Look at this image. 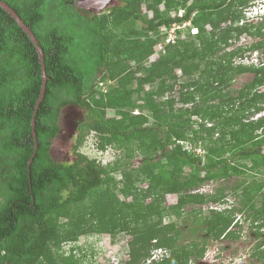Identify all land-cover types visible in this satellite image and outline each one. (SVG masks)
Segmentation results:
<instances>
[{"label": "trees", "instance_id": "16d2710c", "mask_svg": "<svg viewBox=\"0 0 264 264\" xmlns=\"http://www.w3.org/2000/svg\"><path fill=\"white\" fill-rule=\"evenodd\" d=\"M4 1L42 47L47 81L35 115L34 140L31 120L43 79L40 58L22 27L0 7V264H81L74 250H62L65 242L91 232L122 231L133 236L128 264H147L155 247L165 248L168 255L149 264H191L203 257L209 236L239 237V230L231 229L241 224L235 212L251 221L256 240L251 255L264 261V115L247 118L264 110V90L259 88H264V64L233 65L236 51L226 50L229 39L242 33L259 35L248 48L262 50L263 23L258 28L248 22L221 26L239 21L240 7L250 0H118L98 13L78 7L75 0ZM144 4L150 17L142 11ZM186 22L196 28L198 44L179 38V30L166 43L161 28L168 31L174 23ZM161 43L162 49L154 48ZM152 52L158 56L148 61ZM245 71L252 78L234 88V76ZM104 79L113 81L108 89L110 82L98 85ZM173 91L190 106L175 110L169 98L168 108H160L157 98L171 97ZM70 104L85 109V116L74 132L75 158L58 161L51 146L61 130L62 109ZM228 106L237 107L236 112L226 114ZM136 107L140 111L132 113ZM107 108L116 109L118 117L106 116ZM184 113L201 117L189 119L200 127L192 136L190 125L178 121ZM85 132L97 135L101 149L124 147L131 158L136 144L140 147L143 157L136 173L122 170L127 182L121 193L132 195L131 202L108 192L88 202L96 188L115 183L105 166L79 151ZM182 139L193 146L200 142L204 154L186 148L187 141L177 142ZM258 175L263 178L256 180ZM232 176L237 183L228 186ZM220 179L223 183L212 193L196 191ZM138 180L146 181V188L139 189ZM225 187L234 191L238 205L208 207L201 217L197 206L223 201ZM168 193H176L177 200L166 206ZM164 216H169L166 223ZM187 218L192 233L203 230L201 241L182 240L185 230L178 221L186 224Z\"/></svg>", "mask_w": 264, "mask_h": 264}, {"label": "rangeland", "instance_id": "374dc122", "mask_svg": "<svg viewBox=\"0 0 264 264\" xmlns=\"http://www.w3.org/2000/svg\"><path fill=\"white\" fill-rule=\"evenodd\" d=\"M254 0H250L252 2ZM118 0H110L107 3V9L109 6L113 5L114 3H117ZM249 2V4H250ZM248 4V5H249ZM160 11L163 12L165 7L163 4L159 5ZM104 9V10H105ZM182 8L180 12L177 14H182ZM142 11L145 15L151 16V10L144 4L142 6ZM239 12V10H237ZM170 14L176 15V11L172 10L170 11ZM236 20H228L223 23H221V26L226 24H234L240 25L242 22H248L251 25H255L258 28V25L261 26V22L263 23V31H264V17L262 19L255 18V19H247L246 16H243V12L241 14V18L239 21ZM235 21V22H234ZM141 25L139 22L137 23ZM245 24V23H244ZM138 25V26H139ZM137 26V27H138ZM178 26V27H175ZM175 26H172L168 31H165L166 28L162 27L163 34H165V40L174 41L177 36L175 35L174 30H179L180 36L179 38L184 40H192L195 44H198V39L196 35H192L189 32V29H191V24H176ZM193 28V27H192ZM207 28H209V25H207ZM255 29V28H253ZM259 36V35H258ZM258 36H252L248 33H242L237 39H229V45L226 47V50L229 51H236V54L232 56V64L233 65H242L244 67H249L250 65H258L260 61L264 62V47L262 50L259 49H253L250 50L248 47L258 41L260 37ZM166 42V41H165ZM163 44L161 43L154 47L155 49H158L160 46L163 47ZM160 47V48H161ZM162 49V48H161ZM158 55L156 52H152V54L147 58L148 61L153 60ZM178 74L182 73V70L176 71ZM141 75V74H140ZM252 78V74L250 72H241L239 74H236L233 79L232 86L236 89H239L241 85L244 82L249 81ZM105 84L106 82H110L107 84L106 88L108 89V85L111 84L113 81H108L106 79L103 80ZM152 83V80L147 81L145 87H149ZM132 85H136V80H132ZM261 88V87H260ZM264 90V88L262 87ZM170 93L166 94L165 96L158 97L157 103L160 108H168V99L171 98L173 100L172 106L175 110H177L180 107L186 108L190 106V104L183 102L180 100L179 94L177 91L172 92V96L170 97ZM135 98V95L132 96ZM127 100H130L127 98ZM175 100V101H174ZM212 102V101H210ZM210 102H207L203 108H205ZM212 104H215V101L212 102ZM228 110L225 111L226 114H230L234 111L236 112L235 107L228 106ZM128 109L127 107L123 108ZM231 109V110H230ZM144 110V109H142ZM244 110V109H243ZM242 110V111H243ZM132 113L134 111H140V108H132ZM147 111V109H145ZM242 111L239 112L240 116ZM108 117L116 116L118 117V112H116V109L107 108L106 109ZM232 115V114H231ZM245 115H248L247 113ZM264 115V110H261L258 113H255L253 116L250 114L247 116L248 119L256 118L257 116ZM85 116V109H82L81 107L75 106L73 104L67 105L63 107L60 117V124H61V130L57 137L53 140L52 146H51V154L54 159L58 161H70L73 158H75V154L73 151V146L75 143V135L74 132L77 130L78 123L83 119ZM190 120H199L201 119L200 115H191L189 113H184L182 115V118H178L179 122H185V124L190 125V128L187 133L192 136L196 131L200 129L197 122H190ZM150 121L153 120L152 117L149 118ZM167 120L163 122L164 129L166 130L168 127L165 126ZM202 122H205V124L210 123L209 125L212 126V121H205L202 120ZM206 125V126H207ZM261 129H259L260 132ZM195 131V132H194ZM214 137H217V133L214 134ZM188 142L187 139L178 140V143L184 144L185 142ZM200 141V140H196ZM99 138L97 135L93 132H85L84 138L82 141V144L79 148L80 152H83L84 154L88 155L90 158L95 159L98 161L102 166H105L109 174L114 179V185H110L109 183L103 184L96 188V190L93 191V195L89 197L87 200L92 201L96 198V196L100 193H113L112 196H116V198L119 201L124 202H131L134 197L132 195H128L125 193H121V186L127 182L126 177L123 176L122 170L127 167L129 170H133L134 173H136V169L138 168L140 164V160L143 157V154L140 151V147L135 146L134 149V155L131 157L127 156L126 148L124 147H116L114 145H106L104 149H101L98 145ZM200 145V142H199ZM202 149V148H201ZM201 149H198L199 152H202ZM204 151V150H203ZM116 167V168H115ZM256 180H261L262 175H258L254 177ZM138 180L137 183H135L139 189L146 188L147 182ZM223 183V180H216V181H208L201 185L196 191L202 192V193H212L216 187ZM228 186L235 185L237 183V177L232 176L230 179L226 182ZM240 191V190H239ZM238 191V192H239ZM224 192H226L225 199L218 203H203L201 206L202 213L201 217L208 213V207H217L218 209L222 208H233V206L238 205V198L235 195L234 191H230L228 187L224 188ZM264 193V189L262 191ZM108 196V195H107ZM259 198V197H258ZM86 200V201H87ZM148 198L146 201H149ZM177 200V194L176 193H168L164 196V202L163 204L168 206L171 204H174ZM193 205H187L186 209H189ZM195 206V205H194ZM245 213H239L235 212V219L238 218V222L241 224L239 226H232L231 229L239 230V237L238 238H212L209 236L207 238L206 244H205V253L201 259H192L191 264H264V261L258 260L257 258L253 257L251 255L254 242L256 241L254 239L253 235V229L251 228V221L247 218H245ZM169 216H164L163 223H166L169 221ZM174 219V218H173ZM201 221V219L199 220ZM181 221H178V227L184 228V234L182 236V240L184 242H187L189 240L196 239L201 241V235L203 233V230H196L194 233H192L186 225L191 223L190 219H186L185 222L180 223ZM133 236L131 234H128L126 232H118L115 235H110L108 233L103 232H91L84 235H81L77 241L74 242H65L62 245V250L69 254L70 250L72 249L74 256L81 262V264H128V252H129V244L132 241ZM154 256L156 258L159 257V251L153 250ZM151 257V258H152Z\"/></svg>", "mask_w": 264, "mask_h": 264}, {"label": "water", "instance_id": "95a60500", "mask_svg": "<svg viewBox=\"0 0 264 264\" xmlns=\"http://www.w3.org/2000/svg\"><path fill=\"white\" fill-rule=\"evenodd\" d=\"M98 1V0H97ZM97 1H93V6L95 8V10H102L104 7L107 6V3L109 0H99V2ZM85 2H92V0H85ZM83 5V4H82ZM0 7H2L5 11H7L18 23V25L20 27H22V29L24 30V32L28 35V37L32 40L33 44L35 45L39 58H40V62H41V70H42V84H41V89H40V94L38 97V100L34 106V111H33V116H32V120H31V127H32V134H33V138L34 140H36V132L34 129V124H35V115L37 112V108L39 106L40 101L43 98L44 92H45V86H46V81H47V76H46V71H45V65H44V52L42 47L39 45L38 40L36 39L34 33L32 32V30L30 29V27L22 20V18L16 13V11L4 0H0ZM37 150V142L35 141V148L34 151L30 157V159L28 160V166L31 164L32 159L35 155V152Z\"/></svg>", "mask_w": 264, "mask_h": 264}, {"label": "clouds", "instance_id": "9594fccd", "mask_svg": "<svg viewBox=\"0 0 264 264\" xmlns=\"http://www.w3.org/2000/svg\"><path fill=\"white\" fill-rule=\"evenodd\" d=\"M110 1V0H109ZM108 1V2H109ZM249 4V3H248ZM246 5L245 7H240L242 12H243V16H246V18L249 20V19H255V18H260L262 19L264 17V0H254L252 2H250L249 5ZM107 7V6H106ZM106 7H104L102 10H104ZM92 10H90L91 13H98V12H101L102 10H95L93 8H91ZM180 12V11H179ZM182 14H183V10H182ZM180 14V15H182ZM179 15V14H178ZM244 23H247V22H242L240 25H243ZM184 24H189V22H186ZM195 30V31H193ZM191 33L193 34H196L197 33V30L195 27L191 28ZM166 43L169 41V40H165ZM159 45V44H158ZM161 47V46H160ZM159 47V48H160ZM261 64H264L263 61H260L258 65H261ZM258 65H255V66H258ZM98 85H102L104 86L105 85V82L103 80H100L98 81ZM105 87V86H104ZM260 88V87H259ZM262 89V87L260 88ZM133 113H138V111H134ZM258 117V116H257ZM256 117V118H257ZM210 123H208L209 125ZM186 148H188L189 150H192L194 153L196 154H204V149L201 145L199 146H193L191 143H187L185 145ZM203 150H202V149ZM198 149H201L202 152H199ZM83 153V152H82ZM215 208V207H214ZM153 250H158L159 251V257L156 258V256H154V253H153V257H152V253H151V256L146 260V263L149 264L152 260H160L162 259L164 256L168 255L167 252H166V249L163 248V247H155L152 249L151 252H153ZM152 257V258H151Z\"/></svg>", "mask_w": 264, "mask_h": 264}, {"label": "flooded vegetation", "instance_id": "af4514ba", "mask_svg": "<svg viewBox=\"0 0 264 264\" xmlns=\"http://www.w3.org/2000/svg\"><path fill=\"white\" fill-rule=\"evenodd\" d=\"M93 2H85V0H75V5H77L78 7L84 8L86 11L90 12V10H92L91 8L95 9L93 4ZM83 4V5H82Z\"/></svg>", "mask_w": 264, "mask_h": 264}, {"label": "built area", "instance_id": "2783aa9c", "mask_svg": "<svg viewBox=\"0 0 264 264\" xmlns=\"http://www.w3.org/2000/svg\"><path fill=\"white\" fill-rule=\"evenodd\" d=\"M180 15V14H179ZM173 26H175V23L173 24ZM175 27H178V26H175ZM193 31H195V30H193ZM168 40V39H167Z\"/></svg>", "mask_w": 264, "mask_h": 264}, {"label": "bare ground", "instance_id": "6f19581e", "mask_svg": "<svg viewBox=\"0 0 264 264\" xmlns=\"http://www.w3.org/2000/svg\"><path fill=\"white\" fill-rule=\"evenodd\" d=\"M94 0H92V2H93ZM95 1H97V0H95ZM97 2H99V0L97 1Z\"/></svg>", "mask_w": 264, "mask_h": 264}]
</instances>
